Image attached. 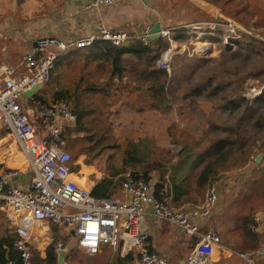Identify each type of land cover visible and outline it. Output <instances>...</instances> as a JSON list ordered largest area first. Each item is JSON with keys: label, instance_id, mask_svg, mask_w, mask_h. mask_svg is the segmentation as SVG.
I'll return each mask as SVG.
<instances>
[{"label": "rangeland", "instance_id": "1", "mask_svg": "<svg viewBox=\"0 0 264 264\" xmlns=\"http://www.w3.org/2000/svg\"><path fill=\"white\" fill-rule=\"evenodd\" d=\"M13 2L0 0L1 20L12 15ZM156 11L157 20L165 21L166 28L179 27L177 31L186 35L177 39L176 44L192 55L174 56L169 72L165 71L163 93L145 90V86L154 85L153 81L141 85L126 78L123 85L114 80L107 94L90 97L91 104L99 106V111L85 121L91 130L84 134L91 138L84 134L68 136L63 148L76 163L73 167L91 160L104 169L111 168L112 174L121 171L124 152L129 150L142 162L141 166L124 171L142 172L146 165L168 168L164 181L174 175L190 198L198 202L206 195L209 185L198 191L196 177L207 163L218 159L215 146L222 145L218 178L212 182L218 187V202L228 198L229 207L224 215L233 222V230L240 216H254L260 220L258 225H264V158L255 162L256 156L264 152V101L244 98L249 84L264 83V0H157ZM215 11L217 20L229 21L237 30L233 36L226 33L240 45L230 43L231 40L226 42L222 35H228L216 31L213 36L217 39L212 41L209 52L196 54L192 51L204 50L202 43L207 40L197 39L199 36L191 33V25L213 20ZM65 62L53 70L52 79L40 92L46 101L60 91L73 89L77 83L80 88L87 82H106V77L95 69H88L78 61ZM89 118L94 119L89 121ZM20 164L19 158L16 164L9 163ZM150 174L159 176L156 171ZM224 181L229 183L223 186ZM8 229L5 213L0 209V235L8 234ZM58 232L61 235L57 239H62L68 250L65 263L90 264L85 252L78 250L75 239L67 243L66 229ZM235 232L228 234L227 243L233 250H248L243 237ZM262 245L264 240L258 247Z\"/></svg>", "mask_w": 264, "mask_h": 264}, {"label": "built area", "instance_id": "2", "mask_svg": "<svg viewBox=\"0 0 264 264\" xmlns=\"http://www.w3.org/2000/svg\"><path fill=\"white\" fill-rule=\"evenodd\" d=\"M116 2L91 0L87 7L99 9ZM217 15L215 11L213 20L191 25V33H196L195 36H199L197 39L213 36L216 31L223 34L229 32L233 36L237 30L229 21L217 20ZM152 25L148 22L134 37L104 28L97 36L73 41L55 36L39 37L22 52L18 66H0V130L8 134L9 143L24 158L22 168L0 169V201L10 220L9 232L16 238L14 246L21 264H33L31 231L43 228L45 222H50L58 230L66 229L67 234L74 232L72 238L76 246L87 255L94 256L107 247L123 256L136 253L139 264H168L163 256L147 248L148 235L142 224L148 214L156 222L176 227L186 237L196 239L182 264H210L215 250L222 249L218 233L213 228L200 229L202 221L211 216L218 204V187L214 182L209 184L202 204L180 210L159 200L153 189L157 178L138 169L122 173L121 199L113 194L94 197L90 188L73 179V160L63 148L67 135L77 123L69 105L65 102H43L37 99L38 91L32 97L23 96V92L30 88L38 84L44 87L50 82L61 54L72 49L88 48L101 41L115 47L134 40L146 45ZM174 32V28L166 27L159 32L160 39L167 42V48L156 62L161 71L169 72L174 56L183 53L192 55L184 46L176 44ZM226 34L228 36L223 37L226 42L233 39ZM211 44L212 41L207 40L202 43L204 50L194 49L192 52L206 55ZM263 92L264 83L249 84L244 98L255 101ZM33 118L40 120L45 127L42 136L34 128ZM61 249H64L62 243L54 245L55 252ZM238 256L244 264H264L260 261L264 258V246Z\"/></svg>", "mask_w": 264, "mask_h": 264}, {"label": "crops", "instance_id": "3", "mask_svg": "<svg viewBox=\"0 0 264 264\" xmlns=\"http://www.w3.org/2000/svg\"><path fill=\"white\" fill-rule=\"evenodd\" d=\"M13 1L12 15L4 20L0 19V36L2 37V40H0V66H18L22 52L29 48L33 41L39 37L55 36L63 40L73 41L97 36L103 28L112 32H123L134 37L148 22L155 23L159 21L157 20L158 12L156 11L157 0H117L114 5L99 9L87 7L91 0ZM160 23L164 27L167 26L165 21H160ZM178 28H175V31ZM43 89L44 87L39 89L37 95L46 100V97L40 93ZM52 101L53 99H50L48 102ZM32 124L39 136L45 133V127L40 120L33 118ZM84 133H87V131L77 126L68 135L82 137ZM9 142L8 134L0 130V169L13 168L15 166L24 167V158L19 150ZM82 156L84 157L85 155ZM18 158H21L22 161L19 166L9 165V163L16 164V159ZM262 158H264V152L262 153ZM73 164L76 165L75 162ZM72 170L75 173V175L73 174V179L84 184L91 191L96 184L103 180H115L120 176L112 174L111 168L104 169L99 163L91 160L79 165V167L77 166L76 170L75 167H72ZM227 183L229 182L224 181L223 186ZM182 187L184 189L183 193L174 192L169 187L167 202L171 207L180 210L202 204L205 195H203L201 201H193L185 187L183 185ZM226 192H229L228 188H226ZM113 195L121 199L123 197L122 190L114 192ZM227 199H223L222 202L219 201L211 216L202 221L200 225L201 231L215 227L220 238L222 249L215 250L210 264H244L238 254L254 251L244 250V252H241L238 251V248L233 250L232 245L227 243L229 240L228 234H233L236 231L235 228L233 230V222H230L229 216L224 215V211L229 207L226 205ZM0 209L5 213L9 228L10 220L1 201ZM229 226L230 228H228ZM142 229L148 235V250L155 251L163 256L168 264H182L196 241L194 237H186L176 227L156 222L151 214L145 217ZM256 232L264 235V225H258ZM59 234L60 232L50 222H45L43 228L33 229L31 231L32 251H36L39 258H44L45 249L48 245L53 242L63 243L62 239H57L60 237ZM67 235V243L70 244L72 234ZM131 254L137 256L136 253ZM85 255L89 257L90 264H112L117 257L126 256L107 247L102 248L94 256L86 253ZM260 261L264 262V258ZM71 263L76 264L74 261H71ZM133 264H139V260H134Z\"/></svg>", "mask_w": 264, "mask_h": 264}, {"label": "trees", "instance_id": "4", "mask_svg": "<svg viewBox=\"0 0 264 264\" xmlns=\"http://www.w3.org/2000/svg\"><path fill=\"white\" fill-rule=\"evenodd\" d=\"M173 36L176 40L186 37L182 31L175 32ZM223 37L224 35H222V38ZM205 39L208 41H215L217 38L211 35H206ZM163 41L164 40L162 39L148 41V43L144 45L140 40H134L127 42L120 47H115L108 42L101 41L95 42L88 48L72 49L61 54L55 63V68L65 64V61H68V63L71 61H78L79 63H82V66H85L88 69L92 68L97 72H100L101 75L106 77V82L99 84L87 82L80 88L77 83L73 89L60 91L55 94L52 103H68L71 111L77 117L76 127L78 126L80 129L88 132L91 128L90 125L85 123L86 119H88V117H92L94 113L99 111V106H97V104L92 103V106L90 97L107 94L114 80L120 85L124 84V79L126 78L133 80L136 84L140 83L141 85L147 80H150L153 81L154 85L151 87L145 86V90H153L154 92L163 93L167 75L165 71H161L155 66L160 54L167 48V43H164L165 41ZM231 43H237L240 45V42L237 41V39H231ZM137 67H139L140 70L137 69ZM52 77L53 76L51 74V79ZM37 99L43 102L45 101L39 96ZM262 101H264V92L255 102ZM93 119L94 118H89V121H92ZM87 135V138H91V136ZM101 138H104V135H102ZM99 140L100 139H98V141ZM220 141L223 143L227 142V140ZM105 147L107 146H103L101 148ZM223 149L222 145L216 144L215 153L219 155L218 159L214 160L216 162L213 161L207 163L197 175L195 185L198 191H204L210 182L218 178V167L221 166L220 159L223 158ZM75 158L76 156L73 157V159ZM141 162V159H139L134 152L127 150L124 152V157L122 158L121 171H115L114 175L121 176L122 170L124 171L126 168L130 169L141 166ZM143 171L148 175H151V171L159 173V176H155L157 178V182L153 188L154 194L159 200L167 202L169 187H171L174 192H184L182 185L178 183V178L174 175L168 176L167 182L164 181V177L168 173V168L166 169L159 166L146 165L143 168ZM120 176L115 180L105 179L96 184L91 191L92 195L97 198H103L108 194H113L114 192L120 190L122 183V178ZM146 179H148V177ZM257 221L258 220L254 219V216H240L234 224L235 230L240 233L243 240L246 242L245 244L248 247H246L248 250H254L264 240V235L256 232L258 227ZM15 241L16 238L11 234L3 233L0 235V264H5L7 262L21 264L19 253L15 250ZM55 244L56 242H53L47 246L44 258H39L38 253L33 250V264H56L57 257L54 250ZM134 260L137 261L138 256L129 253L125 257H117L112 264H133Z\"/></svg>", "mask_w": 264, "mask_h": 264}, {"label": "water", "instance_id": "5", "mask_svg": "<svg viewBox=\"0 0 264 264\" xmlns=\"http://www.w3.org/2000/svg\"><path fill=\"white\" fill-rule=\"evenodd\" d=\"M163 27H164L163 24H161L159 21H156L155 23H153L148 40L154 41V40L160 39L159 32H160L161 28H163ZM42 87L43 86L41 84H38V85L30 88L29 90L23 92V96L24 97H32L33 94L36 91H38L39 89H41ZM261 158H262V154H259L258 156H256L255 162L259 163ZM258 216L259 215L256 214V217H258ZM71 234L74 235V232H71ZM67 251L68 250L66 248H64V249L58 250L56 252V257H57L56 264H66L65 263V256L67 254Z\"/></svg>", "mask_w": 264, "mask_h": 264}, {"label": "flooded vegetation", "instance_id": "6", "mask_svg": "<svg viewBox=\"0 0 264 264\" xmlns=\"http://www.w3.org/2000/svg\"><path fill=\"white\" fill-rule=\"evenodd\" d=\"M69 147L71 148V147H72V145H69Z\"/></svg>", "mask_w": 264, "mask_h": 264}, {"label": "bare ground", "instance_id": "7", "mask_svg": "<svg viewBox=\"0 0 264 264\" xmlns=\"http://www.w3.org/2000/svg\"><path fill=\"white\" fill-rule=\"evenodd\" d=\"M19 160L21 161V158H19ZM22 162V161H21Z\"/></svg>", "mask_w": 264, "mask_h": 264}]
</instances>
